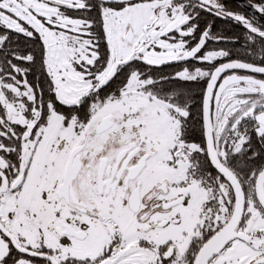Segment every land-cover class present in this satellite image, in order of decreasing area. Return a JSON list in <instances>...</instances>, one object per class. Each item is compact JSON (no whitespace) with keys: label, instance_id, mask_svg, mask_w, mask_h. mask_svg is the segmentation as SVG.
Wrapping results in <instances>:
<instances>
[{"label":"snow or ice","instance_id":"6c2138e0","mask_svg":"<svg viewBox=\"0 0 264 264\" xmlns=\"http://www.w3.org/2000/svg\"><path fill=\"white\" fill-rule=\"evenodd\" d=\"M0 264H264V0H0Z\"/></svg>","mask_w":264,"mask_h":264},{"label":"water","instance_id":"95a60500","mask_svg":"<svg viewBox=\"0 0 264 264\" xmlns=\"http://www.w3.org/2000/svg\"><path fill=\"white\" fill-rule=\"evenodd\" d=\"M237 4H240V5H246L247 4V0H234Z\"/></svg>","mask_w":264,"mask_h":264},{"label":"flooded vegetation","instance_id":"af4514ba","mask_svg":"<svg viewBox=\"0 0 264 264\" xmlns=\"http://www.w3.org/2000/svg\"><path fill=\"white\" fill-rule=\"evenodd\" d=\"M235 2V1H234ZM236 3V2H235ZM237 4V3H236Z\"/></svg>","mask_w":264,"mask_h":264},{"label":"trees","instance_id":"16d2710c","mask_svg":"<svg viewBox=\"0 0 264 264\" xmlns=\"http://www.w3.org/2000/svg\"><path fill=\"white\" fill-rule=\"evenodd\" d=\"M235 3V2H234Z\"/></svg>","mask_w":264,"mask_h":264}]
</instances>
